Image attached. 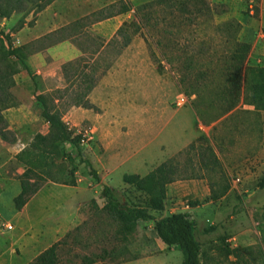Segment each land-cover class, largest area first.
Listing matches in <instances>:
<instances>
[{
	"label": "rangeland",
	"instance_id": "1",
	"mask_svg": "<svg viewBox=\"0 0 264 264\" xmlns=\"http://www.w3.org/2000/svg\"><path fill=\"white\" fill-rule=\"evenodd\" d=\"M154 1L55 0L35 16L46 34L23 50L28 71L21 69L15 76L17 106L3 112L9 137L14 136L15 142L0 138V215L13 226L11 231L0 227V264H30L53 244L24 242L26 236H22L12 202L24 172L41 183L39 199L41 194L43 200L35 202L42 204L41 217L57 210L59 204L66 203L68 210V199L75 202L78 220L56 241L61 242L58 264H82L86 258L95 260L94 264L182 263V253L158 239L152 222L123 229L103 211V185L115 189L128 207L146 209L156 218L189 212L203 264H264V187H258L264 182V112L240 103L234 113L209 125L202 123L211 121L222 108L216 64L221 54L227 60L236 51L246 52L245 67H264V41L259 37L264 35V0H208L212 9L223 5L227 10L213 15L214 24L230 20L240 24L235 40L221 37L205 20L185 27L159 9L151 10L149 25L136 34L134 27L123 26L136 20L138 8ZM125 4L130 10L119 13ZM21 16L0 18V31L17 33L14 30ZM31 18L29 15L26 21ZM47 27L54 31L48 33ZM121 27L123 32L118 33ZM124 35L130 38L126 47ZM61 42L52 57L46 52L33 56ZM177 45L180 49L186 46L192 54L206 52L195 59L194 70H186ZM169 57L173 59L170 64ZM81 71L97 80L87 96L94 110L74 105ZM198 72L204 74L200 86L194 81ZM38 95L62 116L73 135L82 138L81 156L65 144L70 160L49 168L54 182L43 177L41 164L26 168L20 163L34 136L48 132ZM199 137L208 140L229 176L230 188L216 202L209 199L208 188L216 172L202 170L198 164L204 144L196 141ZM80 158L90 162L99 182L90 177ZM169 159L179 164L180 179L167 186L164 210L151 212L144 196L123 184L122 176L144 174L143 163L149 171ZM71 179L76 182L74 187L60 183ZM189 202L198 205L190 208Z\"/></svg>",
	"mask_w": 264,
	"mask_h": 264
},
{
	"label": "trees",
	"instance_id": "2",
	"mask_svg": "<svg viewBox=\"0 0 264 264\" xmlns=\"http://www.w3.org/2000/svg\"><path fill=\"white\" fill-rule=\"evenodd\" d=\"M54 1L0 0V18L7 20L14 14H21L22 16L14 30L17 32L25 26L31 27L33 21H35V16L43 12ZM220 7L216 8V10L212 9L208 0H156L138 8L136 10V20L124 23L123 26L134 27L133 33L136 34L145 25H149L151 10L159 9L169 14L172 18L181 21L185 27L198 25L199 20H205L213 25L221 37L235 40L240 30V24L237 21L230 20L220 25L213 23V15H222L227 11L225 6L221 5ZM129 10L128 4H125L119 13L123 14ZM142 10H146L144 11L146 13L140 14ZM29 15L32 18L27 22L26 19ZM223 28L225 29L224 31H222ZM121 32H123V27L118 30V33ZM123 37V47H126L130 42V38L126 35ZM29 44L14 47L11 36L0 31V138L10 143L15 142V138L14 136L12 139L9 137L11 132L8 129V122L3 112L17 106L13 96V89L16 87L15 76L21 69L28 71L23 50ZM176 50L179 58L184 56L183 63L186 70L189 71L194 70L195 59L199 56H204L206 53L202 51V53L192 54L186 46L182 47V49L178 47ZM245 57V54H233L231 58L229 57L225 60L221 54L217 59L216 64L219 71V75H217L221 79V89L217 94L222 108L219 114L212 118L211 121H202L204 125H209L227 114L234 113L240 103L253 107L256 112H264V67L247 66L242 70L241 67ZM167 61L170 64L173 59L169 57ZM69 63L71 64V62ZM81 73L82 75L77 84L80 92L74 96V105L94 110L95 107L88 101L87 96L96 86L97 80L84 71H81ZM203 75L202 72L201 74L198 72V76L194 77L197 86H200V78H203ZM36 100L42 106L41 116L48 124V132L34 136L32 143L24 149L20 157V163L26 168L32 167L33 164H41L43 177L54 182L49 168L62 165L70 160L69 154L64 148L65 144H70L79 151L81 156L80 143L82 138L80 135H73V132L63 122L62 116L49 108L42 95H38ZM212 103L214 104L215 102L213 101ZM196 106L194 107L196 115L201 120V113H199ZM221 122L219 121V123ZM196 141L204 143L201 144V149L198 152L200 169L210 173L216 172L214 178L210 179L208 183L209 199L212 202H216L228 192L230 188L229 176L222 168L221 162L208 140L199 137ZM191 147H194V145L192 144ZM80 161L87 167L90 177L99 182L100 177L96 170L92 168L90 162L83 158H80ZM180 173L177 161L169 159L155 167L145 176L124 174L122 183L133 187L141 193L145 198L147 208L151 212L160 213L164 210L167 186L179 180ZM60 183L72 187L76 184L73 179L70 181L63 180ZM40 187V181L33 180L29 173L24 172L19 179L20 191L13 198L14 210L20 211L28 200L39 191ZM258 187L263 188L264 182H261ZM100 198L105 202L102 208L103 211L107 212L114 221L122 224L123 229H128V225L131 224L152 222L158 239L167 247H174L182 253L181 264H203L201 261V244L194 236L195 223L189 212L156 218L147 212L146 209L128 207L117 195L116 190L108 185L102 186ZM91 202L94 203L93 200ZM188 205L190 208H194L198 205V202H189ZM261 225L264 226V214L261 218ZM60 246V241L53 243L30 264H58ZM95 262L93 259L86 258L82 264H94Z\"/></svg>",
	"mask_w": 264,
	"mask_h": 264
},
{
	"label": "crops",
	"instance_id": "3",
	"mask_svg": "<svg viewBox=\"0 0 264 264\" xmlns=\"http://www.w3.org/2000/svg\"><path fill=\"white\" fill-rule=\"evenodd\" d=\"M49 26L51 25L49 24ZM46 29H48V27ZM53 31L54 29H48V33H52ZM45 34H46L45 28L41 24L40 18H38L34 22V25H32V27L25 26L15 34L11 33L10 36L15 38L16 46H22L37 41ZM58 47H62V42L58 43L57 45H51L50 47L48 46L44 49V51L38 50L33 56L39 57L41 56L42 52H46L48 55L51 56L52 51L58 49ZM235 53L240 54L239 51H236ZM241 54L246 55V52ZM244 67L245 64L242 65L241 69L243 70ZM142 166L145 169V173L141 174L139 172H136V174L140 176H145L151 170L147 171V166L144 163L142 164ZM51 189L54 190V188ZM39 193H41V190H39L35 195H33L20 211L15 210L14 212L16 213V216L21 222V232L23 233L22 235L23 237L26 236V238H24V242H26V244H30L35 241L41 243V240L42 242L52 241L54 243L65 234L67 229L69 230L73 225H75L76 221L78 220L77 208L75 202L71 201L70 199H68L69 202L68 210L65 207L66 203L59 204L57 210L53 211L50 215L48 214L44 218L41 217V213L43 212L42 204L41 203H39L38 205L35 204L36 200L39 202L43 200L41 194H40L41 199H39ZM48 198H50L49 195L46 199ZM12 230H13V226H12ZM39 235L40 236L42 235V239L40 238ZM133 264H135V262H133Z\"/></svg>",
	"mask_w": 264,
	"mask_h": 264
},
{
	"label": "built area",
	"instance_id": "4",
	"mask_svg": "<svg viewBox=\"0 0 264 264\" xmlns=\"http://www.w3.org/2000/svg\"><path fill=\"white\" fill-rule=\"evenodd\" d=\"M259 37H260V40L264 41V35L263 34L262 35H259ZM0 227L3 228V229H5L6 231L12 230V225L3 222L1 215H0Z\"/></svg>",
	"mask_w": 264,
	"mask_h": 264
}]
</instances>
